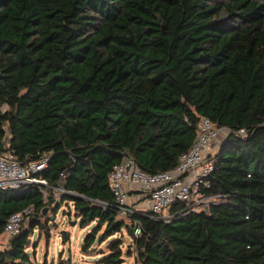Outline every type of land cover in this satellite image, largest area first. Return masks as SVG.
<instances>
[{"label": "trees", "instance_id": "obj_1", "mask_svg": "<svg viewBox=\"0 0 264 264\" xmlns=\"http://www.w3.org/2000/svg\"><path fill=\"white\" fill-rule=\"evenodd\" d=\"M202 117L226 131L204 189L215 202H175L170 220L119 219L110 173L124 154L170 170ZM5 151L23 166L48 163L34 173L46 185L0 187V236L33 208L0 264H37L30 238L58 199L74 202L82 226L96 222L84 253L101 230L105 240L124 227L140 264H264V0H0ZM122 244L101 261L116 263Z\"/></svg>", "mask_w": 264, "mask_h": 264}, {"label": "built area", "instance_id": "obj_2", "mask_svg": "<svg viewBox=\"0 0 264 264\" xmlns=\"http://www.w3.org/2000/svg\"><path fill=\"white\" fill-rule=\"evenodd\" d=\"M222 131L223 129L215 125L210 118L202 117L194 143L180 156L177 165L167 171L147 172L137 164L132 155L124 154L122 162L110 173L112 190L121 214L141 210L152 217L170 220L174 215L170 208L178 201L186 203L187 208L191 210H205L210 207L216 196L206 194L204 189L210 186L209 176L214 168V157L218 148L214 144ZM240 133L246 134L245 128L240 129ZM47 163L48 157L23 166L11 151H5L0 154V187L17 188L23 183L32 182L46 185L47 180L36 177L34 173L44 169ZM139 187L148 192V209L130 206V192ZM32 211V207H26L12 214L3 234L10 238L20 233ZM141 233L142 226L137 223L134 234L139 236ZM65 264L74 263L65 261Z\"/></svg>", "mask_w": 264, "mask_h": 264}, {"label": "rangeland", "instance_id": "obj_3", "mask_svg": "<svg viewBox=\"0 0 264 264\" xmlns=\"http://www.w3.org/2000/svg\"><path fill=\"white\" fill-rule=\"evenodd\" d=\"M225 134L226 131L223 130L214 145H217ZM129 203L131 207L134 206V203L130 201ZM119 219L131 222L130 217L126 214H122ZM41 221L44 222V227L37 226L35 228L28 246V251L37 264H41L45 259L50 263L63 259L74 264H107L101 259L111 253L113 241L120 238L123 239V244L120 247L122 255L114 264H140L136 260L135 247L131 246V237L124 227L121 232H117L105 240L101 238L103 234L101 230L91 250L84 253L82 251L84 238L94 228L96 222L93 221L82 226L81 218L75 214L73 201H60V199L58 202L53 201L47 209V214L41 216ZM8 243L7 235H1L0 247L7 246ZM129 248H131L132 254H130Z\"/></svg>", "mask_w": 264, "mask_h": 264}, {"label": "crops", "instance_id": "obj_4", "mask_svg": "<svg viewBox=\"0 0 264 264\" xmlns=\"http://www.w3.org/2000/svg\"><path fill=\"white\" fill-rule=\"evenodd\" d=\"M130 202L134 203L135 207L141 208V209H148L150 208V200L148 197V192L144 188H134L130 192L129 197ZM3 235V234H2ZM67 239V238H66ZM5 246H3L1 249H3Z\"/></svg>", "mask_w": 264, "mask_h": 264}]
</instances>
